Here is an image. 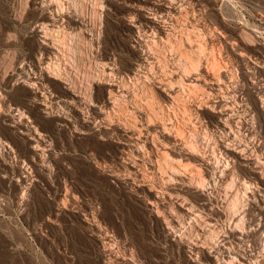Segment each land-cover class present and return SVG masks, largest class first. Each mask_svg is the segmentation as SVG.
Here are the masks:
<instances>
[{
  "label": "rangeland",
  "instance_id": "1",
  "mask_svg": "<svg viewBox=\"0 0 264 264\" xmlns=\"http://www.w3.org/2000/svg\"><path fill=\"white\" fill-rule=\"evenodd\" d=\"M263 241L264 0H0V264H264Z\"/></svg>",
  "mask_w": 264,
  "mask_h": 264
},
{
  "label": "bare ground",
  "instance_id": "2",
  "mask_svg": "<svg viewBox=\"0 0 264 264\" xmlns=\"http://www.w3.org/2000/svg\"><path fill=\"white\" fill-rule=\"evenodd\" d=\"M182 36V35H181ZM167 38H169V37H167ZM181 38V37H180ZM159 39H161V38H159ZM162 40V39H161ZM170 42H171V40H169ZM184 42H185V40H183ZM182 41V42H183ZM176 42V41H175ZM187 43V42H186ZM46 44V43H45ZM52 45V44H51ZM182 45V44H181ZM46 46V45H45ZM150 50V49H149ZM153 50V49H152ZM148 58H147V62H149V60L152 58V59H157V56H156V53L155 52H149L148 51ZM158 54V53H157ZM160 56V55H159ZM165 58V57H164ZM160 59V58H159ZM200 59V58H199ZM165 60V59H164ZM150 63H154V62H150ZM155 64V63H154ZM153 64V65H154ZM153 65H151V67L153 66ZM154 67V66H153ZM153 67H152V69H153ZM199 68V67H198ZM194 70V69H193ZM226 71V70H225ZM215 72H218V71H215ZM227 72V71H226ZM219 73V72H218ZM228 73V72H227ZM209 74V73H208ZM48 76V75H47ZM52 77H54V76H52ZM154 78V77H153ZM153 78H151V79H153ZM195 78V77H194ZM197 78V77H196ZM218 78H220V77H218ZM147 79L149 80V78L147 77ZM189 79V78H188ZM140 80V79H139ZM156 80V79H155ZM162 80V79H161ZM161 80H160V82H161ZM197 80H199V79H197ZM219 80H221V79H219ZM147 81V80H146ZM150 81V80H149ZM150 82H152V81H150ZM160 82H155V83H160ZM166 82V81H165ZM99 83V82H98ZM144 83V82H143ZM163 83V82H162ZM161 83V84H162ZM160 84V85H161ZM168 84V83H167ZM145 85H147V84H145ZM152 85V84H151ZM156 85V84H155ZM154 85V86H155ZM159 85V84H158ZM159 85V86H160ZM169 85V84H168ZM167 85V86H168ZM129 87V86H128ZM145 87V86H144ZM171 87V85L169 86V88ZM143 88V87H142ZM157 88H160L164 93L167 91V89L168 88H166V85H165V83L163 84V87L162 86H160V87H158L157 86ZM148 89V88H147ZM149 89H151V88H149ZM110 90H111V88H110ZM152 90H154V89H152ZM155 92V91H154ZM167 93V92H166ZM169 93V92H168ZM168 93H167V95H168ZM157 94V93H156ZM166 95V96H167ZM170 96H171V94H170ZM116 99V98H115ZM210 100V99H209ZM203 101H205V100H203ZM211 101V100H210ZM210 101H206L207 103H206V106L208 107V108H211V107H213V109L216 107V106H218V103H216L217 105L216 106H214L213 104L211 105L210 103ZM213 101H214V99H213ZM116 102V101H115ZM199 102H202V101H199ZM215 102H217V101H215ZM110 103V102H109ZM139 103V102H138ZM202 103H204V102H202ZM114 104H116V103H114ZM197 104V103H196ZM199 104V103H198ZM201 104V103H200ZM199 104V105H200ZM205 104V103H204ZM215 104V103H214ZM141 105V104H140ZM199 105L196 107V109H199L200 108V110H201V107H199ZM193 106H194V104H193ZM205 106V105H204ZM119 107V106H118ZM137 107V106H136ZM135 107V108H136ZM192 107V106H191ZM222 107V106H221ZM124 108V107H123ZM193 108V107H192ZM203 108V107H202ZM206 108V107H205ZM126 109V108H125ZM139 109H141V107L139 108ZM152 109V108H151ZM195 109V108H194ZM218 109V108H217ZM222 109H224L223 107H222ZM137 110V109H136ZM153 110V109H152ZM160 110H161V112H165L167 109L166 108H164V107H160ZM159 110V111H160ZM165 110V111H164ZM203 110V109H202ZM126 111H128V110H126ZM142 111V110H141ZM168 111V110H167ZM225 111H226V109H225ZM224 111V112H225ZM140 112V111H139ZM143 112V111H142ZM217 112V111H216ZM216 112H214V113H216ZM221 112V111H220ZM223 112V111H222ZM221 112V113H222ZM228 112V111H227ZM141 113V112H140ZM197 113V112H196ZM199 113H200V111H199ZM159 114V113H158ZM164 114V113H163ZM226 114V113H225ZM230 114V113H229ZM164 116V115H163ZM197 117H199V116H197ZM196 118V117H195ZM223 118V117H222ZM201 119V118H200ZM200 119H199V123H200ZM168 121V120H167ZM177 121V120H176ZM203 121V120H202ZM160 122V121H159ZM161 122H163V121H161ZM177 122H179V121H177ZM156 122H154V124H155ZM198 123V124H199ZM224 123V122H223ZM229 123V122H228ZM227 123V124H228ZM153 124V123H152ZM153 124V125H154ZM158 124V123H157ZM162 124V126L161 127H165L166 125L165 124H163V123H161ZM174 124V123H173ZM230 124V123H229ZM121 125V124H120ZM124 125V124H123ZM172 125V124H171ZM177 125H178V123H177ZM180 125V124H179ZM200 125V124H199ZM232 125V124H231ZM122 126V125H121ZM125 126V125H124ZM141 126V125H140ZM140 126L139 125H137V124H134V125H132V127L130 128L131 130H130V132H132V134H134V136H135V139L136 140H138V141H142L143 140V143L145 144V143H153L154 144V146H155V138L153 139H150L149 138V136H145L144 134H145V132H144V134H143V132L141 131L142 129L140 128ZM169 126V125H168ZM167 126V127H168ZM173 126V125H172ZM172 126H170L171 128H172ZM174 126L176 127V125L174 124ZM203 126V125H202ZM201 126V127H202ZM142 127V126H141ZM152 127V126H151ZM232 128V127H231ZM173 129H175V128H173ZM177 129V128H176ZM180 129V128H179ZM202 129V128H201ZM126 131V130H125ZM143 131H144V129H143ZM169 130L167 129V132H168ZM201 131V130H200ZM127 132H128V130H127ZM232 132V131H231ZM169 133V132H168ZM241 133V132H240ZM147 135H149L148 133H147ZM151 137V136H150ZM203 138V137H202ZM203 139H205V138H203ZM177 140V139H176ZM201 140V139H200ZM206 140V139H205ZM176 142V141H175ZM181 142V141H180ZM204 142V141H203ZM178 143V142H177ZM180 144V143H179ZM203 145V144H202ZM216 145V144H215ZM225 145V144H224ZM184 146V145H183ZM217 146V145H216ZM164 148V147H163ZM190 148H191V146H190ZM203 148V147H202ZM215 148V147H214ZM225 148V147H224ZM223 148V149H224ZM193 149V148H192ZM192 149L191 150H189V148L187 149H185V153H184V156H188V157H190V158H192L191 156H193L194 157V159H195V157L196 156H198L195 152H193L192 151ZM194 149H195V147H194ZM216 150V149H215ZM219 150V149H218ZM231 150V149H230ZM196 151V150H195ZM219 151H223V150H219ZM225 151L226 152H228L229 151V149H227V148H225ZM232 151H233V149H232ZM242 151H243V149H242ZM241 151V152H242ZM184 152V151H183ZM208 152V151H207ZM215 152H217V151H215ZM214 153V152H213ZM220 153H222V152H220ZM217 154V153H216ZM216 154H215V157H216ZM219 154V153H218ZM225 154V153H224ZM199 155H200V153H199ZM214 155V154H213ZM221 155H223V154H221ZM212 156V155H211ZM224 156V155H223ZM228 156V155H227ZM213 157V156H212ZM225 157V156H224ZM204 158V157H203ZM214 158V157H213ZM213 158H212V160H213ZM226 158V157H225ZM228 158V157H227ZM193 159V158H192ZM209 159V158H208ZM207 159V160H208ZM216 159H217V157H216ZM198 160V159H197ZM210 160V159H209ZM208 160V161H209ZM215 161V160H214ZM210 163H211V161H210ZM213 163V162H212ZM211 165H213V164H211ZM216 165H217V163H216ZM210 166V165H209ZM216 167H219V164L216 166ZM208 169V168H207ZM214 170H216V168L214 169ZM224 170V169H223ZM212 172V171H211ZM223 172V171H222ZM224 172H226V171H224ZM211 174V173H210ZM223 175H224V173H223ZM223 175H221V176H223ZM179 178V177H178ZM183 179V178H182ZM181 179V180H182ZM203 179H205V178H203ZM221 179H222V177H221ZM221 179H219V180H221ZM179 180V179H178ZM201 181V180H200ZM224 181V180H223ZM202 182V181H201ZM219 182H221V181H219ZM200 183V182H199ZM180 184V183H179ZM201 184V183H200ZM205 183L203 182L201 185H204ZM201 185H199L200 187H198V186H196V187H198V188H195V187H193L192 185V187L193 188H195V190L197 191V192H199V194L201 195V196H205V195H208L207 193H206V191H205V189H203L204 188V186H203V188H201ZM243 185V184H242ZM183 186V185H182ZM189 187V186H188ZM183 189V188H182ZM185 189V188H184ZM206 197V196H205ZM167 198V197H166ZM235 198V199H234ZM234 201L232 200V204H231V206L233 205V207L232 208H234V207H236L238 204H239V202H240V200H241V197L237 194V196L235 197L234 196ZM205 199V198H204ZM190 212V211H189ZM193 219V218H192ZM192 226V225H191ZM190 226V227H191ZM203 227V226H202ZM201 227V228H202ZM210 227V226H209ZM244 227V226H243ZM184 229V228H183ZM190 229V228H189ZM219 229V228H218ZM232 229V228H231ZM236 229V228H235ZM234 230V229H233ZM231 230L232 231V234H234L235 233V231L236 230ZM197 231V230H196ZM207 232V231H206ZM213 232V231H212ZM240 232V231H239ZM211 233V232H210ZM215 234V233H214ZM244 234V233H243ZM182 235V234H181ZM239 235V234H238ZM183 236V235H182ZM213 236V235H212ZM261 236V235H260ZM225 237V236H224ZM227 237V236H226ZM174 238V237H173ZM187 238V237H186ZM262 238V237H261ZM213 239V238H212ZM225 239V238H224ZM178 240V239H177ZM183 240V239H182ZM199 240V239H198ZM215 240V239H214ZM180 241V240H179ZM184 241V240H183ZM226 241V240H225ZM214 242V241H213ZM180 243V242H179ZM183 243V242H182ZM225 243V242H224ZM184 244V243H183ZM223 244V243H222ZM260 244V243H259ZM262 244V243H261ZM196 245V243L194 244V246ZM202 245V244H201ZM221 245V244H220ZM191 246H192V244H191ZM197 246V245H196ZM199 246V245H198ZM196 247L195 248V250H196V252L197 253H204V251L202 250V248L200 249V247ZM204 246V245H203ZM211 246V245H210ZM225 247V246H224ZM223 247V250L225 249L226 250V248H224ZM227 247V246H226ZM251 247V246H250ZM204 248V247H203ZM207 247H205V249H206ZM234 248V247H233ZM262 248V247H261ZM212 249V248H211ZM230 249V248H229ZM263 249V248H262ZM192 250V249H191ZM194 250V251H195ZM207 250V249H206ZM250 251V250H249ZM213 252V251H212ZM226 252V251H225ZM254 252V251H253ZM211 253V252H210ZM214 253H215V251H214ZM229 252H227V254H228ZM261 253V252H260ZM223 254V253H222ZM198 255V254H197ZM205 255V254H204ZM211 255H213V254H211ZM215 255V254H214ZM230 255H232V254H230ZM253 255V254H252ZM262 255V254H261ZM200 256V255H199ZM222 256V255H221ZM239 256V255H238ZM244 256V255H243ZM260 256V255H259ZM259 256H258V258H259ZM263 256V255H262ZM208 257H210V256H208ZM212 257V256H211ZM222 257H224V256H222ZM228 257V256H227ZM229 257H232V256H229ZM235 257V256H234ZM234 257H232V260H233V262H234ZM257 257V256H256ZM214 258V257H213ZM236 258H239V257H236ZM217 259H221V257L220 258H217ZM225 259V258H224ZM223 259V260H224ZM241 259V261H242V258H240ZM252 259H253V257H252ZM257 259V258H256ZM227 260V259H226ZM226 260H224V261H226ZM229 260H231V258L229 259ZM228 260V261H229ZM114 261H117V257H114ZM194 261V260H193ZM221 262H222V259L220 260ZM244 261H245V258H244ZM244 261H242V262H240L241 264H243V262ZM246 261H248V260H246ZM252 261V260H251ZM256 261V260H255ZM218 262V261H217ZM254 262V261H253ZM259 262V261H258ZM260 262H262V261H260ZM113 264H114V262H112ZM218 263H220V262H218ZM246 263V262H245ZM250 263V262H249ZM222 264V263H221ZM247 264V263H246ZM252 264V263H251ZM259 264V263H258Z\"/></svg>",
  "mask_w": 264,
  "mask_h": 264
},
{
  "label": "built area",
  "instance_id": "3",
  "mask_svg": "<svg viewBox=\"0 0 264 264\" xmlns=\"http://www.w3.org/2000/svg\"><path fill=\"white\" fill-rule=\"evenodd\" d=\"M262 247H263V250H264V241L262 242ZM240 262H242V261L238 260L236 257H234V262H233L232 257H231V260L227 261V264H231V263H233V264H241ZM243 264H246V263L243 262ZM247 264H250V263H247Z\"/></svg>",
  "mask_w": 264,
  "mask_h": 264
}]
</instances>
